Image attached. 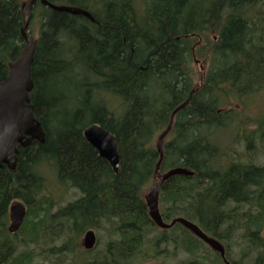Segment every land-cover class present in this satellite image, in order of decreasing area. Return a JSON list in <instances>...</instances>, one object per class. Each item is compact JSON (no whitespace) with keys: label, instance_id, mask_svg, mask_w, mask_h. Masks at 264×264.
I'll return each mask as SVG.
<instances>
[{"label":"trees","instance_id":"16d2710c","mask_svg":"<svg viewBox=\"0 0 264 264\" xmlns=\"http://www.w3.org/2000/svg\"><path fill=\"white\" fill-rule=\"evenodd\" d=\"M26 1L0 0V81L26 46L21 33ZM48 1L83 8L95 21L40 0L34 6L31 23H39V36L30 101L46 138L19 149L15 170L1 168L0 264H33L48 235L62 242L54 254L64 264L85 231L105 224L112 254L99 258L101 263L159 260L170 248L172 256L161 260L181 251L189 257L181 264H224L215 251L209 260L211 248L183 224L159 229L144 199L160 157L157 140L178 107L160 169L194 173L172 176L161 186L163 218L196 222L226 245L231 264H264V164L252 160L254 133L242 126L259 123L264 142V113L242 123L232 109L221 107L228 95L264 93V0ZM195 56L208 65L183 106L194 89ZM65 85L70 96L64 95ZM95 122L116 136L117 173L85 139L84 128ZM226 124L246 134L245 158L216 139ZM45 167L83 197L56 210ZM15 201L28 211L20 230L11 233L7 213ZM234 248L238 258L230 256Z\"/></svg>","mask_w":264,"mask_h":264},{"label":"water","instance_id":"95a60500","mask_svg":"<svg viewBox=\"0 0 264 264\" xmlns=\"http://www.w3.org/2000/svg\"><path fill=\"white\" fill-rule=\"evenodd\" d=\"M37 1L38 0H28L24 3V23L21 28V33L26 42V46L20 56L10 64L7 76L0 81V169L6 165L9 169L15 170L18 164L17 154L19 148L29 146L34 140L45 142L46 138L45 129L41 121L36 118L34 105L30 101V93L34 89L32 65L36 51V40L30 35L28 28ZM40 2L56 11L83 14L93 19L92 15L80 7L56 5L48 0H40ZM191 96L183 103V106L188 104ZM180 108L181 107H178L173 111L167 129L159 136L156 143L160 157L155 168L154 184L150 192L145 195L149 215L155 224L163 229L172 227L177 222L182 223L209 244L214 250L220 252L222 257L225 258V247L218 239L208 236L198 225L182 217L175 218L170 223H166L159 210V193L162 182L174 175L188 176L194 173L192 170L185 167H174L162 175L159 184L156 182L164 157V140ZM83 133L87 142L90 143L98 151L99 155L106 159L114 171L117 172L120 165V154L117 147L116 136L97 122L86 126ZM9 213L11 219L10 231L16 232L21 227L26 216V205L22 201H15L11 204ZM95 238V233L91 230L88 231L84 237V246L87 249L93 248ZM226 263L229 264L227 261Z\"/></svg>","mask_w":264,"mask_h":264},{"label":"rangeland","instance_id":"374dc122","mask_svg":"<svg viewBox=\"0 0 264 264\" xmlns=\"http://www.w3.org/2000/svg\"><path fill=\"white\" fill-rule=\"evenodd\" d=\"M156 0H150V2H155ZM29 33L37 39L39 36V23L37 20L34 21V23L30 24L29 26ZM195 59L198 60L197 64H193L192 69L193 73H197L196 77H194V85L195 83H199L198 76L200 75V69L201 67L207 62L206 59H199V57L195 56ZM196 62V61H195ZM207 65V64H206ZM205 67V66H203ZM68 77L71 76V71L67 72ZM65 74V76H67ZM201 76V75H200ZM91 78V77H90ZM260 78L259 76L253 77V81ZM254 81L251 86L255 87ZM67 86L65 85L63 88L64 95L70 96L69 92L66 90ZM76 99L74 98V102ZM224 104L221 105V107H227L232 109V112L234 114V117L236 120L241 118V122L243 123V120L250 118L252 120H259L260 117L264 113V93L258 95H250L246 98L238 97L237 99L231 95H228L227 98H223ZM78 106H80V103H78ZM226 108V109H227ZM252 116V117H251ZM227 126L225 128H222L221 131L216 132L215 135H218L216 139L219 138L220 144H222L223 147L230 148L231 150H236L237 153H239V156L245 158V151H246V144L245 139L247 138L246 134H241V126L239 127L234 126L233 124H226ZM243 128L247 129L249 133L252 134L251 140H255V157L252 159L254 163L263 165L264 164V142L259 138V126L260 124L251 121L247 123L242 124ZM258 127V128H257ZM244 133V132H243ZM166 171V170H164ZM43 174L48 178V192L52 196L53 200L58 204V206L55 207L57 210L59 206H65L67 202L71 201L72 199L76 198L77 191L74 188L68 187L66 185H61L56 181V176L54 172L49 170L47 167L43 168ZM152 185V184H151ZM146 190V193L150 191V187ZM83 235L79 239V243L77 245L78 249H75L73 253H66L67 255V261L64 264H84L86 261H89L92 258L89 257V253L81 250L80 244L83 241ZM105 239V238H103ZM62 242L57 239H51V237L48 235L46 239H43L40 243V251L41 256H38V258H35L33 264H57V258L58 254H54L55 248L61 247ZM83 248V247H82ZM205 249H209V247L206 245L204 246ZM227 249V248H226ZM168 253H165V250L162 252V256L160 257V260L164 256L171 257L173 251L169 248L167 249ZM240 250L238 248H234L233 252L230 256H233V258H238ZM82 253V254H81ZM212 253V254H211ZM210 258L209 260L215 259V254L213 250L211 249ZM226 253V251H225ZM171 255V256H170ZM85 256V257H84ZM141 256V255H139ZM189 257L185 253L179 251L175 252V255L173 258H171L169 261H165V263L168 264H181L183 261L187 260ZM231 258V257H230ZM232 258V260H233ZM230 260V259H229ZM231 261V260H230ZM250 263V262H249Z\"/></svg>","mask_w":264,"mask_h":264},{"label":"flooded vegetation","instance_id":"af4514ba","mask_svg":"<svg viewBox=\"0 0 264 264\" xmlns=\"http://www.w3.org/2000/svg\"><path fill=\"white\" fill-rule=\"evenodd\" d=\"M197 85H193V87H196ZM166 171H160L159 172V175L157 176L156 178V182L159 184L160 181H161V177L162 175L165 173ZM172 177V176H171ZM170 178V177H169ZM168 178V179H169ZM164 180L161 184V186L168 180ZM76 191H77V196H76V199L77 198H81L83 197V195H81V192L79 189L77 188H74ZM7 224H8V230L10 231V224H11V219H10V213H9V210H8V213H7ZM20 230V228L18 229V231ZM92 230L94 233H95V242H94V245H93V248L92 249H86L82 246L83 244V241H84V237H85V234L86 232ZM108 230L109 228L106 226V224L104 225V227L102 228H99V229H88L87 231H85L83 233V241L82 243L80 244V248L81 250L85 251V252H88L89 253V257L92 258V261L91 263H94V264H100L101 261L99 260V258L101 257H104L106 254H112V253H109L108 252V248L110 246V244L112 243L111 239H110V235L108 233ZM16 231V232H18ZM11 232V231H10ZM14 232V233H16ZM12 233V232H11ZM105 238V239H103ZM123 242V240H122ZM83 247V248H82ZM70 250L67 251V253L69 254L70 253H73L74 251L72 250V246L69 248ZM163 251V249H162ZM85 257V256H84ZM141 259V258H140ZM158 263H162V264H168V263H165L164 260H158V256L156 257H153V258H149L148 260H146L145 262H141L140 264H158ZM101 264H110L109 262H103Z\"/></svg>","mask_w":264,"mask_h":264},{"label":"bare ground","instance_id":"6f19581e","mask_svg":"<svg viewBox=\"0 0 264 264\" xmlns=\"http://www.w3.org/2000/svg\"><path fill=\"white\" fill-rule=\"evenodd\" d=\"M85 10V9H84ZM87 11V10H86ZM90 15H92L89 11H87ZM71 14V13H70ZM73 15H81V16H85V15H83V14H73ZM86 18H88V19H90L88 16H85ZM91 21H95V19H94V17H93V19H90ZM84 134V133H83ZM41 143H43V142H41ZM95 149V148H94ZM96 150V149H95ZM97 151V150H96ZM98 152V151H97ZM111 166V165H110ZM114 170V169H113ZM119 171V170H118ZM117 171V172H118ZM115 172V171H114ZM117 172H115V173H117ZM246 190V189H245ZM242 220V219H241ZM81 223V222H80ZM72 245V244H71ZM82 254V253H81ZM69 255H70V252H69Z\"/></svg>","mask_w":264,"mask_h":264}]
</instances>
